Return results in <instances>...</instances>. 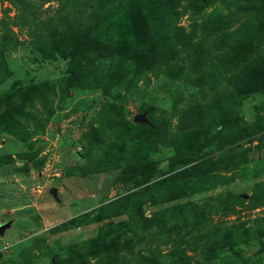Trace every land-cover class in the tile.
Listing matches in <instances>:
<instances>
[{
	"label": "rangeland",
	"instance_id": "obj_1",
	"mask_svg": "<svg viewBox=\"0 0 264 264\" xmlns=\"http://www.w3.org/2000/svg\"><path fill=\"white\" fill-rule=\"evenodd\" d=\"M0 264H264V0H0Z\"/></svg>",
	"mask_w": 264,
	"mask_h": 264
},
{
	"label": "water",
	"instance_id": "obj_2",
	"mask_svg": "<svg viewBox=\"0 0 264 264\" xmlns=\"http://www.w3.org/2000/svg\"><path fill=\"white\" fill-rule=\"evenodd\" d=\"M137 121L141 120L140 118H136ZM50 193L52 194V196L55 198L56 194H55V190L51 189Z\"/></svg>",
	"mask_w": 264,
	"mask_h": 264
}]
</instances>
